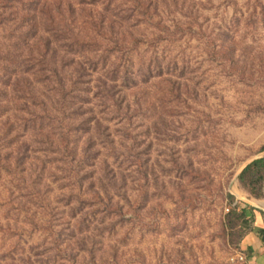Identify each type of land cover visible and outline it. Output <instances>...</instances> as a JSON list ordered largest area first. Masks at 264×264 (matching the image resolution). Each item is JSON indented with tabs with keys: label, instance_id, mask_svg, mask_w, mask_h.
I'll return each instance as SVG.
<instances>
[{
	"label": "trees",
	"instance_id": "obj_1",
	"mask_svg": "<svg viewBox=\"0 0 264 264\" xmlns=\"http://www.w3.org/2000/svg\"><path fill=\"white\" fill-rule=\"evenodd\" d=\"M19 1L0 0V28L14 53L1 67L13 70L5 80H13L18 120L16 149L0 169L21 185L49 264H129L123 160L137 163L138 145L127 93L156 79L171 84L165 77L189 68L169 46L215 43L223 31L200 22L192 0H40L17 9ZM238 179L262 199L264 157ZM256 211L236 207L231 215L243 221ZM262 240L264 248V230Z\"/></svg>",
	"mask_w": 264,
	"mask_h": 264
},
{
	"label": "rangeland",
	"instance_id": "obj_2",
	"mask_svg": "<svg viewBox=\"0 0 264 264\" xmlns=\"http://www.w3.org/2000/svg\"><path fill=\"white\" fill-rule=\"evenodd\" d=\"M192 1L199 21L220 26L223 35L215 43L192 38L169 46L166 53H181L189 68L165 77L171 84L156 79L127 93L138 161L123 160L125 260L264 264L263 246L251 251L245 243L251 234L262 239L264 192L255 199L238 179L249 162L264 157V0ZM5 33L0 28V159L16 149L18 121L13 80H5L13 70L1 67L14 55ZM19 186L0 169V264H49L46 235L32 227ZM236 207L257 209L255 217L237 220Z\"/></svg>",
	"mask_w": 264,
	"mask_h": 264
},
{
	"label": "crops",
	"instance_id": "obj_3",
	"mask_svg": "<svg viewBox=\"0 0 264 264\" xmlns=\"http://www.w3.org/2000/svg\"><path fill=\"white\" fill-rule=\"evenodd\" d=\"M260 218L261 217L257 218V226H260V220H261ZM245 243H246V247L249 248V250L251 251H256L257 249L263 246L262 239L256 238L252 234L247 237V239L245 240Z\"/></svg>",
	"mask_w": 264,
	"mask_h": 264
},
{
	"label": "built area",
	"instance_id": "obj_4",
	"mask_svg": "<svg viewBox=\"0 0 264 264\" xmlns=\"http://www.w3.org/2000/svg\"><path fill=\"white\" fill-rule=\"evenodd\" d=\"M243 259V257H241Z\"/></svg>",
	"mask_w": 264,
	"mask_h": 264
}]
</instances>
